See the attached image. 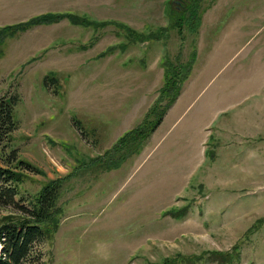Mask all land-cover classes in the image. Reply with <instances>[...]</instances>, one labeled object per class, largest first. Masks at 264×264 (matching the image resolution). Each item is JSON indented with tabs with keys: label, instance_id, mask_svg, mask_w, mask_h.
Returning a JSON list of instances; mask_svg holds the SVG:
<instances>
[{
	"label": "rangeland",
	"instance_id": "rangeland-1",
	"mask_svg": "<svg viewBox=\"0 0 264 264\" xmlns=\"http://www.w3.org/2000/svg\"><path fill=\"white\" fill-rule=\"evenodd\" d=\"M185 4L0 0V95H20L9 148L34 168L22 171L19 188L35 193L51 180L61 184L59 227L40 245L45 264H264V109L255 99L264 96L257 85L264 80V0H198L187 11ZM49 10L95 23L61 17L24 31V24L2 28ZM169 17L175 26L164 30ZM111 19L149 34L135 36ZM197 27L209 40L198 54ZM119 41L130 45L125 52L98 56ZM193 47L181 89L194 103L173 127L162 122L138 153L107 167L104 150L152 121L154 100V108L168 104L170 94L156 99L164 67L182 72ZM47 73L58 79L56 93L42 84ZM241 94L246 101L209 126L193 169L202 134L194 113L208 96L218 103ZM13 210L0 207V220L18 217Z\"/></svg>",
	"mask_w": 264,
	"mask_h": 264
},
{
	"label": "trees",
	"instance_id": "trees-1",
	"mask_svg": "<svg viewBox=\"0 0 264 264\" xmlns=\"http://www.w3.org/2000/svg\"><path fill=\"white\" fill-rule=\"evenodd\" d=\"M184 1L186 3L185 11L189 8L187 7V2L192 1L195 6L198 2V0ZM172 10L173 8L169 7L167 13L169 14ZM61 17L68 18V22L71 24H79V18H87V16H81L68 11H46L42 14L33 15L25 21L5 24L2 28H19V26L24 24L19 30L24 31L37 24L53 23L57 21V18L59 19ZM169 18L168 26H164L162 29L167 30L175 26L173 25L172 17ZM111 20L117 23L119 27L123 26L124 28H128V32L135 36H146L149 34L145 32V30L132 28L125 22L116 19ZM187 20L188 19H186V21ZM87 21V26L95 23V21L92 20V24L91 20L88 18ZM189 28L191 27L189 26ZM194 29H196V27ZM190 32H193V30L190 29ZM197 33L198 27L197 30H195V37ZM125 43L127 42L119 41L113 45H109L99 52L98 56L113 54L115 51L121 53L125 52L130 46H125ZM195 53L196 50L193 47L190 58H187V60L183 59L184 61L180 62L179 66L182 72H170L169 68L164 67L163 83L159 90H157L158 94L156 99L159 100V97L164 98L166 96L169 98L168 95L170 94L171 96L170 100H168V104L154 108L156 103V100H154L148 107L150 110L152 108L154 109V111H152L153 117L156 115L154 119L148 122L145 120L143 122L140 121L135 127L123 133L111 147L104 150L105 156L103 160H105L104 162H108L107 167H118L120 162L119 159L131 157L142 149L147 139L150 137V134L161 123L162 117L167 109L179 96L182 90V84L189 76ZM162 66H164V64ZM42 84L45 89H51L56 93L58 79L56 76L47 73L42 79ZM19 102L20 95L15 91L0 95V207H10L19 211L18 217H16L17 215L10 214L0 220V264H21L23 262L30 264H45L42 259L44 252L41 250L40 245L49 240L59 227L60 218L63 214L62 207L58 203L61 195V184L56 180H51L43 184L35 193L21 192L19 184L23 181L21 175L22 171H32L34 168L29 161L18 157V151L15 147L9 148V134L17 128L14 111ZM150 110L148 109L144 115L149 113ZM143 119L144 118H142V120ZM77 124L79 127L76 126ZM75 126L83 133L84 127L79 120H76ZM81 127L83 129H80ZM84 131V136L87 137V132L85 129ZM6 148H9L7 152L5 151ZM117 149L120 150V153L114 156V152ZM163 264H170V261L166 260Z\"/></svg>",
	"mask_w": 264,
	"mask_h": 264
},
{
	"label": "crops",
	"instance_id": "crops-1",
	"mask_svg": "<svg viewBox=\"0 0 264 264\" xmlns=\"http://www.w3.org/2000/svg\"><path fill=\"white\" fill-rule=\"evenodd\" d=\"M26 6H27L26 3H21L18 5V7H25L27 9ZM17 10H19V8ZM49 11H55V10H49ZM28 17H29V15L27 17L19 18L16 21L24 20ZM202 21H203V19H202ZM204 27H205V23H204ZM202 32L200 30L199 33L197 34V43H196L197 54L201 53L202 49L206 48V46H208V41H209L208 36L205 34V31H204L203 32L205 35V38H204L201 34ZM215 38L212 39L214 47L220 46V44H221L220 39H218V38H220V35L217 36V39H215ZM190 74H189V76H190ZM194 77H196V76H192V78H194ZM257 85H258V88L260 90L262 87H264V80H262V79L258 80ZM118 91H121V90L118 89ZM216 97H218V96L216 95L214 98H216ZM255 97H256L255 99L257 100V105H260V107H262L264 109V96L255 95ZM214 98L213 97L209 98V96L207 98H205L202 106H200L199 109L194 113V116H196V117H195L193 122L196 121L197 124L200 125L202 134L200 136H198V138L196 140V143L198 144V150L196 151V153H193V157H192L193 161L195 159H198V157L200 158L203 155L204 144L208 141L209 136L212 135V134H210L211 132L209 133L210 135L209 134L207 135V133L210 131L209 126H211L215 123L218 115L223 113V112H227L229 109H233L234 107L242 105L246 101L245 95H243V94L238 95V96L233 97V98L222 97L221 98L222 100H220L218 103H212L211 100H217ZM195 99H196V97L187 98L186 91L183 92L181 90L179 96L177 97V99L175 100L173 105L169 108V110L167 111L166 115L164 116L163 120L158 125V127H160L162 122H164L166 119L169 120L170 127H173L174 125H176L177 121L179 120L181 115L184 114L190 108V106L194 103ZM106 100H109V98H107ZM192 163L194 165V167H193V169H194L195 166L198 165L199 160L197 162L194 161Z\"/></svg>",
	"mask_w": 264,
	"mask_h": 264
}]
</instances>
